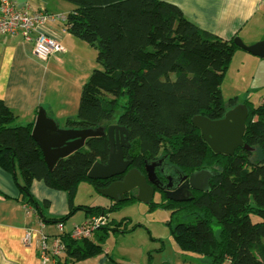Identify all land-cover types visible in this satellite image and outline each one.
I'll return each mask as SVG.
<instances>
[{"label":"trees","instance_id":"obj_1","mask_svg":"<svg viewBox=\"0 0 264 264\" xmlns=\"http://www.w3.org/2000/svg\"><path fill=\"white\" fill-rule=\"evenodd\" d=\"M64 1L74 4L65 20L68 31L97 49L101 66L83 85L78 116L68 118L66 126H125V158L142 173L147 161L160 158L187 176L205 168L218 172L210 190H194L188 201L163 194L161 201L149 203L150 208L171 211L168 225L184 251L207 255L212 264H264V101L257 106L243 101L249 112L243 139L252 149L239 147L233 155L214 152L192 121L197 115L220 119L240 103L234 97L226 106L222 92L239 48L235 37L226 40L200 28L178 5L164 0ZM17 118L0 99V166L14 175L21 202L31 205L43 221L64 224L79 210L92 217L119 211L136 200L131 195L107 208L76 204L82 182L95 188L108 184L88 177L95 162L108 161V137L88 138L82 148L50 168L32 135L34 121L17 124ZM256 150L263 156L256 157ZM35 180L67 193L66 215L47 219L44 209L49 202L41 204L34 197ZM214 220L222 224L219 236L212 228ZM126 221L108 219L90 238L64 233L67 258L75 262L102 253L112 233H129L139 226L122 227Z\"/></svg>","mask_w":264,"mask_h":264},{"label":"crops","instance_id":"obj_2","mask_svg":"<svg viewBox=\"0 0 264 264\" xmlns=\"http://www.w3.org/2000/svg\"><path fill=\"white\" fill-rule=\"evenodd\" d=\"M14 1L19 7L29 11L42 10L63 14L60 12L69 13L74 8L73 6L70 11H66L61 8L59 0ZM164 1L178 5L197 26L223 39L230 40L238 36L247 45L264 40V0ZM47 26L58 36L64 49L52 54L46 60L37 58L33 54L32 43L23 40L20 35L0 34V99L15 111L18 124L35 122L40 107H43L48 116L53 118L59 126L68 128L67 119L76 118L78 111L76 107V103L78 106L80 101L78 88H83L85 80L98 64L97 49L71 34L63 21L52 19L47 22ZM238 49L236 51H239ZM68 65L70 69H75L72 83L68 79L61 80L59 77L62 67ZM74 85L76 86L74 94L71 97L66 95V91ZM19 181H21L20 175ZM90 186L91 184L82 182L78 191L80 187L89 189ZM20 192V186L14 175L0 166V264H41L40 236L37 230H42L49 235L57 234L59 233L57 223L43 221L41 215L36 213L31 205L21 202ZM32 193L41 204L45 201L49 202L44 209L47 219L61 217L69 212L68 196L65 191L53 189L44 181L35 180L32 184ZM114 202L111 199L108 205ZM75 203L108 207L104 202L85 203L80 200V197L77 198V195ZM79 211L71 218H74ZM105 215L108 219H112L110 214ZM90 218L91 216L85 213L84 221L72 220L70 227H67V221L63 225V230L65 233H70L76 226L83 225ZM29 229L36 232L33 233L31 242L27 243L24 241V236ZM117 233L121 232L111 235ZM94 235L95 233L92 237ZM166 263L163 261L161 264ZM51 264L143 263L131 258L124 248L117 247L113 250L106 242L103 252L94 257L70 262L65 253ZM149 264H152L151 260Z\"/></svg>","mask_w":264,"mask_h":264},{"label":"water","instance_id":"obj_3","mask_svg":"<svg viewBox=\"0 0 264 264\" xmlns=\"http://www.w3.org/2000/svg\"><path fill=\"white\" fill-rule=\"evenodd\" d=\"M234 42L244 50L264 58V40L252 45H247L240 37H235ZM248 106L244 103L228 109L224 117L220 119H210L204 115L194 116L193 124L201 131L206 142L216 153L233 155L239 147L252 149L244 143V133L246 131V119L248 117ZM33 137L39 142L44 158L50 168L59 159L69 156L79 150L88 138L103 136L108 137L110 143V154L106 163L97 161L93 164L88 177L94 180H110L121 176V179L114 180L106 186L97 187V191L103 196L109 197L115 202L127 200L125 194L134 191L135 198L145 203H150L155 196V184L159 185L161 179L158 176V168L165 165L173 169L164 158L155 161H147L145 164L146 173H142L135 167H131L132 161L125 158L124 148L129 146V131L120 124H111L107 129L101 126L98 129L92 128H62L51 117L48 116L45 108L40 107L36 116L33 130ZM218 175V172L205 168L194 171L185 181L188 186V196L179 197L174 195V190L170 186L172 176L168 177L169 183L162 189H169L171 192L167 197L176 201H188L193 198L192 190H210V181ZM105 215V214H102Z\"/></svg>","mask_w":264,"mask_h":264},{"label":"rangeland","instance_id":"obj_4","mask_svg":"<svg viewBox=\"0 0 264 264\" xmlns=\"http://www.w3.org/2000/svg\"><path fill=\"white\" fill-rule=\"evenodd\" d=\"M59 2L61 8L66 11H70L74 6V4L64 0H59ZM60 13L67 14V12ZM238 50L239 51H236L233 55L222 83L225 104L229 106L230 99L238 97L239 104L243 103L244 100H249L257 106L264 101V58L256 57L243 49ZM99 66L100 65L97 64L95 68H99ZM73 71H75V69H70L69 65L63 66L60 71V79H68V81L72 83L74 80L73 74H75ZM89 77L85 80L84 84L89 80ZM75 91L76 86L74 85V87L66 91V95H70L71 97ZM81 92L82 88H78L80 97ZM63 97L66 98L65 96ZM71 100H73V98ZM79 104L77 106L76 103L78 111ZM78 111L76 112V117L78 116ZM117 115L118 114H116V117ZM115 118L113 121L116 120ZM19 124L24 123L21 122ZM255 152L256 157L262 154L261 151L259 152L258 150ZM78 197H80L81 201L88 204L93 202H104L107 206L109 201H111V198L101 195L92 185L89 189L80 187L77 194V198ZM159 197V194L156 193L153 200L159 202L161 201ZM76 202L78 203L77 200ZM109 206L110 205H108V207ZM108 214H110L112 219L117 221L126 219L127 221L122 227L130 228L135 224H139L132 233H117L110 235L107 239V244L113 248V250L117 247L121 249L124 248V251L131 258L141 261L143 264H149L150 260L152 264H161L163 261H166V264H212L211 257L207 255L182 250L180 245L175 241L170 226L168 225L171 216V211L168 209L159 207L151 209L149 203L136 199L134 202L124 206L121 210ZM70 218L71 217L65 221H68L67 227H70L74 220H76V222L84 221L85 211L80 210L74 218ZM253 219L256 220V217ZM212 228L215 235L219 236L222 224L214 220ZM114 256H116L115 253ZM223 264H230L229 260H226Z\"/></svg>","mask_w":264,"mask_h":264},{"label":"built area","instance_id":"obj_5","mask_svg":"<svg viewBox=\"0 0 264 264\" xmlns=\"http://www.w3.org/2000/svg\"><path fill=\"white\" fill-rule=\"evenodd\" d=\"M67 14H55L42 10L29 11L19 7L14 0H0V34L11 36L20 35L23 40L32 43L33 54L46 60L52 54L61 52L64 47L56 34L47 26L49 20L65 22ZM106 215H96L88 219L83 225L76 226L69 234L73 238H90L100 227L106 225ZM63 223H57L59 233L49 235L42 230H37L40 236L41 264L61 258L66 253V245L62 240ZM36 230H27L24 241L30 243Z\"/></svg>","mask_w":264,"mask_h":264},{"label":"flooded vegetation","instance_id":"obj_6","mask_svg":"<svg viewBox=\"0 0 264 264\" xmlns=\"http://www.w3.org/2000/svg\"><path fill=\"white\" fill-rule=\"evenodd\" d=\"M114 124V123H113ZM118 124V123H115ZM158 176L161 179V181L158 184H155V194L158 193L159 194V199L162 200V195L165 194L167 196V194H169L171 191L169 189H162L164 187L167 186V184L169 183L168 177H171L170 180V186L171 188L174 190V195L179 196V197H186L188 196V186L185 185V181L188 179L189 176H187L186 174H182L180 173L177 169H175L173 167V169L171 168H167L165 165L163 166L162 169L158 168ZM117 180V178H112L110 180H107L108 183ZM162 187V188H161ZM194 191V190H192ZM197 191V190H195ZM134 191H130L128 193H126V196H131L134 195Z\"/></svg>","mask_w":264,"mask_h":264}]
</instances>
